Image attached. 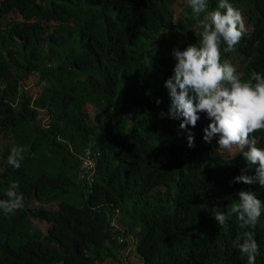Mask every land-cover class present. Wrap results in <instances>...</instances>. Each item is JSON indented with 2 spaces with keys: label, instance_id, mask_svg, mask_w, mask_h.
Segmentation results:
<instances>
[{
  "label": "trees",
  "instance_id": "16d2710c",
  "mask_svg": "<svg viewBox=\"0 0 264 264\" xmlns=\"http://www.w3.org/2000/svg\"><path fill=\"white\" fill-rule=\"evenodd\" d=\"M230 2L252 31L220 59L247 79L264 73V0ZM198 29L186 0H0V198L15 180L24 205L0 215V264H247L235 214L225 230L211 208L230 212L242 189L264 202V189L229 183L245 162L202 141L203 113L192 148L160 115L171 49ZM35 76L38 96L24 88ZM250 135L264 146V129ZM13 145L26 146L19 168ZM87 148L102 153L92 186L78 180ZM250 230L264 264V212Z\"/></svg>",
  "mask_w": 264,
  "mask_h": 264
},
{
  "label": "clouds",
  "instance_id": "9594fccd",
  "mask_svg": "<svg viewBox=\"0 0 264 264\" xmlns=\"http://www.w3.org/2000/svg\"><path fill=\"white\" fill-rule=\"evenodd\" d=\"M186 3L199 27L200 39L183 49H171L175 62L171 75L163 81L169 103L167 112L160 115L179 121L178 128L185 133L186 146L192 148L191 129L203 113L208 123L202 128V141L215 140L218 150H234L245 162L246 167L229 183L256 184L264 189V146L257 147V138L250 135L264 129V73L251 70L247 79H241L233 64L220 59L221 44L223 52L235 51L240 39L252 31L250 20L230 0H217L211 10H208V0H186ZM201 13L203 18H199ZM154 103L159 105L160 98H155ZM25 151L26 146L13 145L6 157L7 165L19 168ZM248 167L252 168V175L247 174ZM18 189L17 181L8 183L7 198H0V215L13 214L24 206L23 193ZM235 197L237 200L230 212L212 207L211 216L215 224L227 230V222L235 214L243 231L233 243L247 257V264H255L260 245L250 229L264 212V202L247 189L238 190Z\"/></svg>",
  "mask_w": 264,
  "mask_h": 264
},
{
  "label": "built area",
  "instance_id": "2783aa9c",
  "mask_svg": "<svg viewBox=\"0 0 264 264\" xmlns=\"http://www.w3.org/2000/svg\"><path fill=\"white\" fill-rule=\"evenodd\" d=\"M101 158V153L87 148L84 154L80 157L81 165L78 172V180L83 186H92L94 182L95 170L98 161Z\"/></svg>",
  "mask_w": 264,
  "mask_h": 264
},
{
  "label": "rangeland",
  "instance_id": "374dc122",
  "mask_svg": "<svg viewBox=\"0 0 264 264\" xmlns=\"http://www.w3.org/2000/svg\"><path fill=\"white\" fill-rule=\"evenodd\" d=\"M8 21H11L13 22L14 21V17L9 15ZM37 80H38V77L35 76V77H32L30 78L25 84H24V88L26 91H28L32 96H38L39 94H41L42 92V88H41V85L38 83L37 84ZM90 116L92 117V111H88ZM42 116L39 117V121H40V124L41 125H44V123L46 122L47 120V114L46 113H42L41 114ZM150 197H148V200H149ZM129 219V215H126L124 218H122V220H128ZM114 224H116L114 222ZM39 226L44 230L46 231L47 230V225L46 224H43V223H39ZM117 226V224H116ZM118 227V226H117ZM129 239V242L131 243V247L133 245V239H132V236H128ZM130 247V248H131ZM130 253V252H128ZM134 264H140L139 261L137 260Z\"/></svg>",
  "mask_w": 264,
  "mask_h": 264
},
{
  "label": "bare ground",
  "instance_id": "6f19581e",
  "mask_svg": "<svg viewBox=\"0 0 264 264\" xmlns=\"http://www.w3.org/2000/svg\"><path fill=\"white\" fill-rule=\"evenodd\" d=\"M246 13H247V11H244V15H245ZM223 47H224V45L221 44V50L223 49ZM94 151H95V152H99V153H101L99 150H97V151L94 150ZM83 154H84V153H83ZM83 154H82V155H83ZM82 155H81V156H82ZM101 158H102V153H101ZM101 158H100V160H101ZM100 160L98 161V164H97V168H96V170H95V173L97 172V169H98V166H99V162H100ZM80 184H81V183H80Z\"/></svg>",
  "mask_w": 264,
  "mask_h": 264
}]
</instances>
